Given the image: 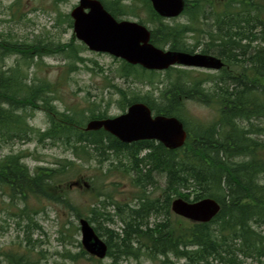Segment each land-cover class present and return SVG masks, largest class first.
I'll return each instance as SVG.
<instances>
[{"label":"trees","instance_id":"16d2710c","mask_svg":"<svg viewBox=\"0 0 264 264\" xmlns=\"http://www.w3.org/2000/svg\"><path fill=\"white\" fill-rule=\"evenodd\" d=\"M19 1L11 5L16 13ZM64 1L50 0V3L57 6ZM99 1L116 20L132 17L142 25L146 20L151 23V43L155 47L164 49L168 45V50L188 52L183 40L185 33L192 32L205 37L204 52L212 51L226 65L216 76L200 73V77H194L193 71L170 67L162 73L165 88L158 99L139 96L130 88L121 89L107 79L117 77L152 88L155 82H161L157 80L159 72L119 60L114 76L105 78L107 89L117 96V109L122 113L130 105L143 102L155 115L182 121L186 141L182 147L169 150L154 141L128 144L103 130L83 131L88 121L110 117L111 102L105 103L101 95L98 100L93 96L95 101L88 106L62 111L57 108L55 84L35 78L32 72L43 58L57 55L63 61L58 75L65 79L82 67L88 69L87 61L98 66L82 56L88 49L74 35L62 43L47 37L20 42L10 34H0V147L36 138L62 145L78 161L95 160L100 166L112 157L111 162L118 163L115 170L132 176L133 187L141 189L144 195H137L135 203H119L114 202L110 193L99 189L93 195L95 205L86 207L83 215L71 202V183L61 190L76 174L73 161L62 159L56 167L38 166L30 171L23 162L24 155L9 154L0 158V188L16 204L17 216L31 222L26 213L30 198H46L62 206L76 219H86L95 233L104 238L106 257L112 264H118L124 257L141 255L152 261L161 256V264H264L263 5L258 4L259 0H236L233 6L225 5L219 15L212 0H194L186 6L185 14L208 11L218 14L216 19L206 22L210 27L206 29L200 19L190 18L187 25L162 24L149 0L128 5L123 0ZM138 9L146 12L148 18H139ZM54 12L55 29L61 25L72 29L69 15H62L57 9ZM229 12L233 13L231 17ZM9 57H15L14 65L4 69V60ZM195 98L219 105V116L209 124L192 121L189 127L183 105L185 100ZM35 111L46 115L48 126L44 131L28 122ZM120 157L127 158L128 166L120 162ZM157 173L163 175L165 187L153 203L144 190L156 187ZM175 198L187 202L210 198L219 203L220 210L208 223L185 224L179 217L173 222L170 203ZM109 207H113V215L106 211ZM151 213L156 221L149 227L147 218ZM113 216L122 224L118 232L102 225L114 224ZM75 229L78 231L79 225ZM85 254L83 249L78 254L66 251L64 257L74 261ZM2 257L6 264H36L24 253H3Z\"/></svg>","mask_w":264,"mask_h":264},{"label":"rangeland","instance_id":"374dc122","mask_svg":"<svg viewBox=\"0 0 264 264\" xmlns=\"http://www.w3.org/2000/svg\"><path fill=\"white\" fill-rule=\"evenodd\" d=\"M15 1L0 0V34H10L13 39L20 42H29L34 37H47L64 43L73 36L72 29H67L66 25H61L60 28L57 27L59 29L53 27L57 18L54 10L57 9L62 15H69L78 0H65L58 3V5L56 4L57 6L50 3V0H20L18 13L15 12V6L11 7ZM133 1L137 2L139 0H123V4L128 5ZM187 1L192 3L194 0ZM234 1L236 0H221L219 4L215 5L214 3V7L216 6L220 10L223 8L221 3L232 4ZM258 4L264 7V0H259ZM12 13H14V16H12ZM137 13L140 16L139 18L143 20L148 18L143 10L138 9ZM22 15L24 16L21 17ZM128 19L137 21V19L132 17ZM186 20V17L181 16L177 18L176 22L178 24H187ZM144 25L149 29L153 26L151 23H147V20ZM206 25V29L210 28L208 23ZM195 27H198V25L195 24ZM64 30L66 31L64 32ZM195 38L198 39L197 42L205 40L203 36L187 34L184 36L183 42L193 45V39ZM82 56L96 62L98 66H94L87 61L88 69L82 67L65 79L63 76L58 75L59 71H62L63 61L57 55L43 58L41 65L38 64L33 69L32 74H35V78L39 80L46 79L51 84H55L57 88L55 96L58 99L55 104L60 111L65 108L88 106L90 102L95 101L93 96L98 100L97 96L101 95L105 103L111 102L108 116L114 117L121 114L122 112L117 109V96L110 88L107 89L109 81L121 89L130 88L139 96L147 95L148 98L151 96L156 97L155 99L160 97L162 90L165 88V74L160 72L157 80L161 82L159 84L155 82L152 88L148 85L131 84L117 77L112 81L107 79L108 82H106L105 78L114 76L115 70L119 67V60L108 54L94 53L88 50ZM14 60L15 57L5 59L4 69L14 65ZM98 68H101L102 72H99ZM201 74L216 76L218 72L206 71ZM193 76L200 77L201 75L197 71H193ZM183 110L185 112L184 119L189 121V127L192 126V121L200 124H209L219 116V105L214 102H202L196 98L185 100ZM28 122L33 128L40 131H44L48 126L46 115L42 111H35ZM51 142L50 140L40 142L34 138L27 142L3 144L0 147V158L9 154H22L24 155L23 162L30 171H33L38 166L56 167V163L62 159L73 161L77 166L76 174L61 186V190L65 185L67 186L71 183L69 186V189L72 190L70 194L71 202L77 206L78 210H81L83 215L87 212L86 207L95 205L96 200L93 195L99 189L110 193L112 198H114V202L117 201L119 203H129L138 195V190L132 185V176L117 172L114 166L118 165V163L111 162L112 157L100 166L95 160L88 162L78 161L74 158L71 151H68L58 143ZM127 161L126 157H120V162L128 166L129 161ZM161 176L163 175L154 174L156 182L154 189L157 190L158 195L162 193V189L165 187ZM147 188L152 189L149 186ZM17 206L20 209L23 208L22 204H17ZM106 211L110 215L115 213L113 207L107 208ZM18 213L16 204L13 205L12 201L7 198L4 191L0 188V264H6L2 254L10 252L13 254L24 253L36 264H112L108 257L98 260L88 254L74 261L64 257L66 251L71 254H78L83 248L80 243V231L75 229V227H78V219L72 212L62 206L46 198L28 199L26 213L31 218V222L36 224L35 226L28 219H21L20 216H17ZM176 217L179 216L172 214L173 222L176 221ZM112 219L114 224L109 223L107 226L106 223L102 225L116 232L120 231L122 224L115 216ZM161 219L162 217L159 220ZM179 219L183 220L185 224L189 223L188 220L181 217ZM154 221H156L155 216L150 219L147 218L149 227L152 226ZM28 225L30 226L29 228H27ZM261 230L264 233V227ZM102 239L104 240V238ZM162 260L163 257L161 256L152 261L141 255L139 258H121L118 264H161Z\"/></svg>","mask_w":264,"mask_h":264},{"label":"water","instance_id":"95a60500","mask_svg":"<svg viewBox=\"0 0 264 264\" xmlns=\"http://www.w3.org/2000/svg\"><path fill=\"white\" fill-rule=\"evenodd\" d=\"M152 9L162 18L178 17L184 10L185 0H149ZM72 33L90 52L108 54L130 65L150 71H163L176 65L219 70L220 59L185 52L162 50L150 43V32L135 21L116 20L99 0H78L69 13ZM85 131L103 130L123 143L153 140L174 150L183 146L187 132L175 117L152 116L143 103L130 105L125 112L105 119H93ZM171 211L191 222H208L219 211V204L210 198L187 202L176 198L171 201ZM83 250L99 260L106 258L107 245L86 219L78 220Z\"/></svg>","mask_w":264,"mask_h":264},{"label":"flooded vegetation","instance_id":"af4514ba","mask_svg":"<svg viewBox=\"0 0 264 264\" xmlns=\"http://www.w3.org/2000/svg\"><path fill=\"white\" fill-rule=\"evenodd\" d=\"M214 3H215V5L216 4H219V2L221 1V0H212ZM250 1V0H249ZM222 5H223V7L225 6V5H231V6H233L234 4H235V2H232V4H229V3H225L224 2V4L223 3H221ZM187 5H192V3H189L188 1H186V3H185V6H184V10L186 9V6ZM214 5V4H213ZM215 9L216 10H219V8H216V6H215ZM223 9V8H222ZM222 9H220L219 10V15H220V13H221V10ZM216 15H218L217 13H211V12H205V13H200V14H185L184 13V11L178 16V17H175V18H162L161 20H162V24H167V25H169V26H175V25H187V24H189V19L191 18V19H200V20H202L203 22H205V24H206V22L208 21V20H214V19H216ZM231 15H233V13H231V12H229L228 13V17H231ZM159 16V15H158ZM186 17L187 18V24H178L176 21H177V18H179V17ZM160 17V16H159ZM128 18H130V17H128ZM128 18H125V19H128ZM161 18V17H160ZM129 20V19H128ZM148 30H149V32H150V40H151V30L148 28ZM187 34H193L192 32H187V33H185V35H187ZM194 40V44L193 45H191L190 43H185L186 44V46H187V48H188V52H185V53H189V54H204V55H209V56H213V57H216V58H218V59H220L221 60V62L223 63V67L221 68V69H223L224 67H225V62H224V60L221 58V57H218L217 55H215V54H213V52H204V51H206V50H204V46H205V44L207 43V41L206 40H203V42L202 41H200V42H197L196 41V38L195 39H193ZM164 49H166V50H168V45L164 48ZM199 49V50H198ZM173 68H177V69H183V70H189V71H197L198 73H205L206 71L208 72V71H213V70H210V69H201V68H193V67H185V66H181V65H176L175 67H173ZM220 69V70H221ZM155 72H160V73H163L164 71H155ZM213 72H219V70L218 71H213ZM154 115V114H153ZM155 116V115H154ZM144 141H150V140H144ZM155 143H158V142H156V141H154ZM133 143V142H132ZM144 192L146 193V196H147V198L150 200H152L153 201V203L155 202V201H158V198H159V195L157 194V190L156 189H154V188H152V189H150V188H146L145 190H144ZM143 195V191L140 189V190H138V195ZM144 196V195H143ZM135 203L136 202V197H134V199L133 200H131L129 203ZM193 202H195V201H193ZM128 203V204H129ZM171 204V203H170ZM154 217V214L153 213H151L150 215H148V218L150 219V218H153ZM185 220H187V219H185ZM189 221V220H188ZM191 222V221H190ZM148 223H149V221H148Z\"/></svg>","mask_w":264,"mask_h":264},{"label":"bare ground","instance_id":"6f19581e","mask_svg":"<svg viewBox=\"0 0 264 264\" xmlns=\"http://www.w3.org/2000/svg\"><path fill=\"white\" fill-rule=\"evenodd\" d=\"M224 81H225V80H224ZM140 103H143V102H140ZM144 104H145V103H144ZM149 109H150V108H149ZM83 131H85V130H83ZM217 203H218V202H217ZM218 204H219V203H218ZM219 206H220V205H219ZM219 210H220V209H219ZM218 213H219V211H218ZM218 213H217V214H218ZM173 214H174V213H173ZM217 214H216V215H217ZM216 215H215L212 219H214V218L216 217ZM212 219H211V220H212ZM211 220H210V221H211ZM210 221H208V222H210ZM208 222H204V223H208ZM193 223H203V222H193Z\"/></svg>","mask_w":264,"mask_h":264}]
</instances>
